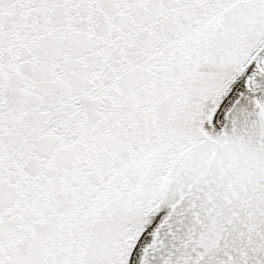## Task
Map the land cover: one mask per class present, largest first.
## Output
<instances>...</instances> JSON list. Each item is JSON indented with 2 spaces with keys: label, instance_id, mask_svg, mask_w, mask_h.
Segmentation results:
<instances>
[{
  "label": "snow or ice",
  "instance_id": "obj_1",
  "mask_svg": "<svg viewBox=\"0 0 264 264\" xmlns=\"http://www.w3.org/2000/svg\"><path fill=\"white\" fill-rule=\"evenodd\" d=\"M0 264H264V0H0Z\"/></svg>",
  "mask_w": 264,
  "mask_h": 264
}]
</instances>
